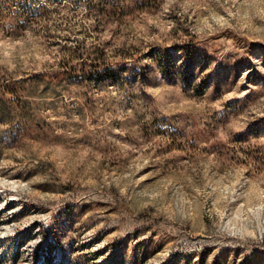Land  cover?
I'll return each instance as SVG.
<instances>
[{
  "label": "rangeland",
  "instance_id": "374dc122",
  "mask_svg": "<svg viewBox=\"0 0 264 264\" xmlns=\"http://www.w3.org/2000/svg\"><path fill=\"white\" fill-rule=\"evenodd\" d=\"M17 1L0 264H264V0Z\"/></svg>",
  "mask_w": 264,
  "mask_h": 264
},
{
  "label": "trees",
  "instance_id": "16d2710c",
  "mask_svg": "<svg viewBox=\"0 0 264 264\" xmlns=\"http://www.w3.org/2000/svg\"><path fill=\"white\" fill-rule=\"evenodd\" d=\"M14 5L17 7V9H15V11H13V14L16 15L18 19L24 18L25 8L26 7L22 3V1L19 0V1H17V3H14ZM103 11H105V10L103 9ZM74 59H75V53L70 52L69 54L66 55L65 62L67 64H69ZM96 66H98V65H96ZM108 68L109 67L107 65L106 66H102V70H100V71L97 70L96 72L97 73L105 74V72H107ZM58 75H59V73H55V74L51 75L50 77L47 76L46 78H47V80L57 79L58 78Z\"/></svg>",
  "mask_w": 264,
  "mask_h": 264
}]
</instances>
